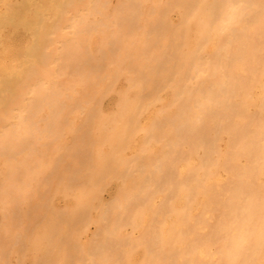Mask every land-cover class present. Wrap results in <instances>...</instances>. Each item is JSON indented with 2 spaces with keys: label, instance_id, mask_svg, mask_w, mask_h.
<instances>
[{
  "label": "bare ground",
  "instance_id": "1",
  "mask_svg": "<svg viewBox=\"0 0 264 264\" xmlns=\"http://www.w3.org/2000/svg\"><path fill=\"white\" fill-rule=\"evenodd\" d=\"M0 264H264V0H0Z\"/></svg>",
  "mask_w": 264,
  "mask_h": 264
}]
</instances>
